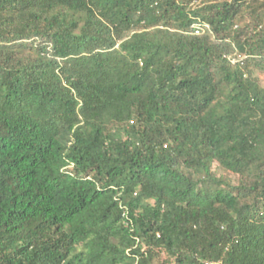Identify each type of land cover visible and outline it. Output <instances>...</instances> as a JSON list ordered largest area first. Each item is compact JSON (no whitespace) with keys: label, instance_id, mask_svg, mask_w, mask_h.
Here are the masks:
<instances>
[{"label":"trees","instance_id":"obj_1","mask_svg":"<svg viewBox=\"0 0 264 264\" xmlns=\"http://www.w3.org/2000/svg\"><path fill=\"white\" fill-rule=\"evenodd\" d=\"M0 264H264V0H0Z\"/></svg>","mask_w":264,"mask_h":264},{"label":"built area","instance_id":"obj_2","mask_svg":"<svg viewBox=\"0 0 264 264\" xmlns=\"http://www.w3.org/2000/svg\"><path fill=\"white\" fill-rule=\"evenodd\" d=\"M206 29H209V27L206 26ZM204 31H205L204 28H202V27H200V26H195V34H196V35H200V34H202V32H204Z\"/></svg>","mask_w":264,"mask_h":264},{"label":"rangeland","instance_id":"obj_3","mask_svg":"<svg viewBox=\"0 0 264 264\" xmlns=\"http://www.w3.org/2000/svg\"><path fill=\"white\" fill-rule=\"evenodd\" d=\"M197 1L200 2L201 0H197ZM195 4H198V3H195ZM227 176L233 177V176L230 175V174H227ZM233 179H235V177H233ZM130 202H131V201H129L128 203L130 204ZM129 204H128V205H129Z\"/></svg>","mask_w":264,"mask_h":264}]
</instances>
